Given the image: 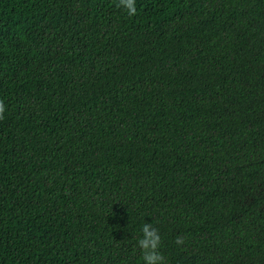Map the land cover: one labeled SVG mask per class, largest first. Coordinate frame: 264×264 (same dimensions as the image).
I'll use <instances>...</instances> for the list:
<instances>
[{"label": "trees", "instance_id": "trees-1", "mask_svg": "<svg viewBox=\"0 0 264 264\" xmlns=\"http://www.w3.org/2000/svg\"><path fill=\"white\" fill-rule=\"evenodd\" d=\"M136 8L0 0V264H264V0Z\"/></svg>", "mask_w": 264, "mask_h": 264}, {"label": "clouds", "instance_id": "clouds-1", "mask_svg": "<svg viewBox=\"0 0 264 264\" xmlns=\"http://www.w3.org/2000/svg\"><path fill=\"white\" fill-rule=\"evenodd\" d=\"M118 6L122 8L128 16H134L137 12L136 0H118ZM5 112V104L0 100V117ZM140 235L136 240L142 256L143 264H166L165 256L160 251L161 235L159 229L152 222H145L140 227ZM177 245L184 244V237L178 235L175 240Z\"/></svg>", "mask_w": 264, "mask_h": 264}]
</instances>
